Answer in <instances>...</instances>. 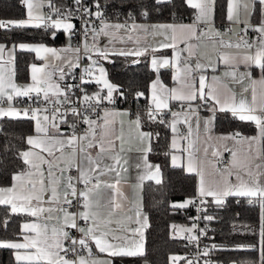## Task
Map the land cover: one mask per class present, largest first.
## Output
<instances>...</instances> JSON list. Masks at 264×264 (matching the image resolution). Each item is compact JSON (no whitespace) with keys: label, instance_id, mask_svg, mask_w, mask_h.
Returning a JSON list of instances; mask_svg holds the SVG:
<instances>
[{"label":"snow or ice","instance_id":"6c2138e0","mask_svg":"<svg viewBox=\"0 0 264 264\" xmlns=\"http://www.w3.org/2000/svg\"><path fill=\"white\" fill-rule=\"evenodd\" d=\"M20 2L25 8L24 18H0V30L12 32L17 29H41L53 39L59 30L67 35L68 43L60 49L44 43L15 42L11 47L0 43V62L4 61L7 50L10 54L7 63L11 64V54L18 49L35 53L43 62L39 67L35 63L31 65L32 83L19 86L13 82L11 73L5 78L4 63H0V118L32 120L35 131L34 136L25 138L26 147L15 153L19 162L18 170L11 174L9 186H0V205L5 206V215L0 217V229L7 231L13 215H26L28 219L21 222L14 238H0V249L13 250L15 264H114V258L143 256L142 229L148 226L147 218L139 207L126 211L121 199H118L123 198V193L117 186L120 183V169L117 165L121 164L117 153L123 152L124 148L122 135L116 136L121 141L119 146L110 135L115 117H129L128 126L136 132L139 151L143 153L136 164L138 169L144 170V174L138 176L141 185L145 179L154 181L157 185L162 183L160 166L150 163L147 156L152 151L153 136L158 138L159 133L143 131L144 124H166L181 139H188L189 149H193V141L189 139L193 126L199 129L203 123L207 133L208 125L215 120L217 111L230 112L241 121L254 122L260 129L261 137H264V105L260 106L257 113L243 94H240L239 99L233 94L222 102L212 91L206 93L205 77L200 75L197 82L192 75L188 62L192 55L188 50L191 45L187 49H177L175 43L179 31L197 42L208 40L222 49H236L237 54L225 52L218 56L220 63L232 68L225 75H231L243 87L245 80L254 82L251 72L258 69L261 73L260 82L264 83V0H250V4L246 2L243 5V21L238 14H234L233 2L228 0L227 21L233 24L242 22L244 27L239 32L229 28L226 33L215 27V0H183L188 8L194 10V16L192 23L179 25L138 23L132 13L123 22H110L101 0H72L71 7L64 4L57 6L53 0H48L47 5L38 3L37 0ZM155 4L166 6L172 4V0H155ZM256 5L260 6V19L253 24ZM44 7H47V12L42 10ZM139 15L147 19L150 13L147 8L142 7ZM73 20L81 21L79 28ZM249 31L255 34L254 37H249ZM116 33H121L120 39H132L129 35L132 33L136 36L137 45H141V40H144L143 46L132 51L111 53L98 46V37L115 38ZM225 35H229L228 40L224 39ZM231 35H235L237 39L233 41ZM76 36H80V41L73 44ZM156 36L163 37L158 48L147 39ZM167 48L174 50L175 63H183V83L179 90L166 88L157 76L151 82L149 95L145 91L132 93L134 101L150 99L143 115L139 111L117 112L105 107L115 105L118 100L127 101L128 97L125 90L107 79L102 60L108 59L110 55L140 57L150 49L156 52ZM186 51L187 56L181 62V55ZM82 59L90 63L83 64L80 74L76 70L81 68ZM173 62L163 56L152 55L150 58L152 69L157 73ZM241 64L245 66L244 72L239 71ZM207 67L215 71V66L211 63ZM195 68L204 69L205 66L196 63ZM77 80L79 83L75 82ZM92 83L101 87L96 92L89 93L87 86ZM17 98H27L31 104L26 108H17L14 101L23 103V100ZM170 100L179 102L180 111L170 109ZM202 108L211 115L201 117L199 111ZM164 109H168L173 117L170 123L162 112ZM190 116L195 119L191 120ZM179 123L188 126L187 135L178 132ZM62 124L70 129L67 135L61 131ZM80 125L85 127L80 128ZM123 125L124 121L121 120V129ZM238 137L248 140L249 144L256 140V137H240L239 133L221 136L219 139L237 140ZM171 147L177 148L176 138H173ZM92 148L98 149L95 157L89 152ZM77 149L81 154L79 163L71 159L76 157ZM224 150L230 151L234 159L230 166L216 169L221 178L213 182L206 181L204 171L194 163V152H188L187 172L196 173L199 177L198 186L191 197L181 202H172L169 207L172 210L196 208L198 215L189 217L193 221L191 227H181L179 232L188 234L182 238L193 243L197 253L194 259L171 256L172 264H177L181 259L185 260V264H200L201 259L203 264H215L210 258L211 254L228 250H256L259 252V259L252 264H264V159L252 164L237 165L236 151L227 145ZM204 151L207 157V147ZM220 155L219 150L212 152L213 157ZM178 160L181 157L172 155L171 166L185 167L183 162L178 164ZM123 163L126 164L127 161L124 160ZM73 171L75 175L72 174ZM111 173L117 177L115 183L109 180ZM224 174H227V178H224ZM102 187L107 190L103 196L100 195ZM230 197L246 198L249 205L260 209L258 231L247 225L241 229L233 226L234 233L258 236V243L236 244L231 247L213 243L201 248L200 239L207 237L208 224L216 219L210 209L214 211L226 207ZM236 202L240 203V200L237 199ZM201 222L205 224L203 228L199 227ZM171 227L175 233L177 226L173 224ZM94 248L99 253H106L108 259L96 257ZM231 264H237V261H232Z\"/></svg>","mask_w":264,"mask_h":264},{"label":"trees","instance_id":"16d2710c","mask_svg":"<svg viewBox=\"0 0 264 264\" xmlns=\"http://www.w3.org/2000/svg\"><path fill=\"white\" fill-rule=\"evenodd\" d=\"M48 1V0H47ZM228 0H215V21L224 22ZM104 8L111 13L113 20L126 18L129 13L136 16V20L150 22L168 20H189L194 13L188 8L183 0H172V4L160 6L155 0H101ZM57 6L66 5L67 0H53ZM147 8L150 15L147 19L141 17V8ZM258 12V5H256ZM25 8L20 0H0V18L19 19L24 18ZM119 18V19H117ZM0 40L10 44L15 42H38L59 45L63 43V33L57 30L56 38L53 39L41 29L14 30L6 32L0 30ZM138 60V63L133 61ZM36 58L27 52L18 51L15 55V78L24 80L28 77V66ZM108 78L111 83L125 90L127 101L118 100L117 107L127 108L131 113L140 112L143 115L146 104L145 98L134 101L132 93L145 91L148 95L150 82L155 77V72L149 66L147 57L133 58L131 56L112 55L103 61ZM162 78L170 83L169 73L161 72ZM169 113L165 114L166 121ZM145 130L159 133L157 138L153 136L151 142L152 151L148 153L150 161L157 163L161 169L162 183L157 185L153 181H147L143 186V207L148 217V226L145 230L144 255L139 257L114 258L116 264H172L170 257L186 250V245L180 236L172 229V225H190L185 216L187 209L172 210L169 205L172 202L183 201L191 197L196 191V177L194 174L185 172L181 167H173L170 162V135L171 129L165 124H144ZM214 129L218 132H236L241 135L253 134L256 125L250 121H241L234 118L228 112L217 111L215 113ZM33 132V121L28 119L0 120V186L10 184L11 174L17 171L18 161L15 153L18 149L23 150L25 138ZM261 149L264 153V137L261 138ZM237 199L240 203H237ZM216 217L208 224V240L213 244L227 245L257 244L258 236L243 235L233 231L247 225L258 231L260 224V209L251 206L246 198H228L227 206L222 209L211 210ZM5 215V206L0 205V217ZM25 216L13 215L7 231L0 229V238L11 239L19 231V226ZM241 226V227H240ZM211 259L215 264H252L258 261L259 252L256 250H228L212 253ZM0 264H15L13 250L0 249ZM177 264H185L180 261Z\"/></svg>","mask_w":264,"mask_h":264},{"label":"crops","instance_id":"0c3cea01","mask_svg":"<svg viewBox=\"0 0 264 264\" xmlns=\"http://www.w3.org/2000/svg\"><path fill=\"white\" fill-rule=\"evenodd\" d=\"M41 1L46 2V4L48 3L47 0H41ZM232 2H233L234 14H238L240 17V20L243 21L245 18L243 5L246 2H248L250 4V0H232ZM227 6H228V1H227ZM45 8L46 7H44L42 9L44 12H46ZM226 14H227V10H226ZM259 19H260V6L258 5V12H257V14L253 15L252 23L253 24L258 23ZM136 21L138 23H144V24H149V25L159 24V23H169V24H176V25L192 23L189 20H168V21L166 20V21H158V22H150L147 20H136ZM110 22H122V21L113 20ZM224 22H229V21H227L226 16H225ZM216 24L217 23L215 21V27L217 29H219L225 33L227 32L226 30L219 28ZM236 24H243V23L241 22V23H236ZM234 29L236 31L237 26L234 27ZM120 35H121V33H116L115 38L112 36L98 37L97 44L99 47L105 48L110 53L113 51H132V50H135L137 47L143 46L144 40L143 39L141 40V45H137L135 43L136 36L132 33H129V35L132 36V39H127V37H125L124 39H120L119 38ZM176 35H177V38H176L175 43H176L177 49H187L188 45L189 44L191 45V48L188 50H190L192 52V55H191V57H189L188 62L192 68V75L195 77L197 82L199 80L200 75H203L205 77V92L206 93L209 91H212L214 93V95L218 96L221 99L222 102L229 99L233 94H235L237 96V99H239L240 94H243V96L249 102V104L253 105V107L256 109V112L259 113L260 106L264 102V83L260 82L261 73L258 69H253L251 72V78H252V81H254V82H250L249 80H245L243 82V87H242L241 84L235 82L234 77H232L231 75H225L226 72L232 71V68L230 66H226L223 63H220L218 61V56L223 55L225 52L230 53V54H237L236 49H222L219 47V45L215 44L214 42L208 41V40H203V41L197 42L195 39H189L186 34H182L179 31L177 32ZM147 39L149 42H151L153 44L154 47L158 48V43L160 40L163 39V37L156 36L155 38L148 37ZM224 39L228 40L229 35H225ZM231 39L233 41H235L237 39V37L235 35H231ZM0 43H5V42L0 40ZM29 43H38V42H29ZM67 43H68L67 37L65 36V34H63V43L62 44H59V45L46 44V43H44V44H46L49 47H55V48L60 49V48L65 47L67 45ZM72 43L76 44V41L74 40V38H73ZM11 44L12 43L7 44V45L9 47H11ZM18 51H21V50L18 49L16 52H18ZM16 52L11 54L13 57V62L11 64L7 63L8 59H9V55H10L7 50L4 53V61L0 62V63H4L5 78L7 79L9 73H11L13 82L16 83L18 86L30 84V83H32L31 65L33 63H35L39 67V66L43 65V62L40 61L36 57L35 53L27 52L29 54H32L36 58V61H33L29 64L27 79L17 80L15 78V55H16ZM22 52H26V51H22ZM152 55H156L157 57H161V56L167 57V58L173 60L174 62L167 68H161L159 70V72L157 73L156 71H154L152 69V66L150 63V58ZM110 56H112V55H110ZM185 56H187V51L182 53L181 62H183ZM141 57H147L148 58L149 66L155 72V77L153 78L152 81L156 80L157 76H159V79L163 82V84L165 85L166 88L177 89V90H179L181 88V85L183 83V63H180V64L175 63V52L172 48L160 49L156 52H153L150 49L149 52L146 53L145 55L140 56V57H133V58H141ZM93 58H95V56ZM103 61L104 60L101 61V64L105 68L107 79L109 80L107 69H106ZM83 63H90V62L83 61ZM196 63H200V64L204 65L205 68L204 69H196L195 68ZM209 63H211L212 65L215 66V71H213L212 68L207 67L209 65ZM178 70H179V72H178ZM162 71H167L169 73L170 83L166 82L162 78V76H161ZM239 71L240 72L245 71V66L243 64L239 65ZM213 77H216V79H213ZM54 79H55V77H54ZM69 82H71V81H69ZM151 82H150V85H151ZM150 85H149V89H150ZM100 87H101L100 85H96L95 83H92V84L87 86V90L89 93H94ZM245 88L247 89L246 91L244 90ZM148 95H149V92H148ZM253 97H255V99H253ZM148 101H149L148 103L150 104V99ZM178 104H179V102H177L175 100L169 101V107L172 111H180ZM5 107H7V105H5ZM107 108L109 110H115L117 112L129 111V109L121 108V107L120 108H118V107H107ZM166 111H168V109L162 110V112H166ZM228 113H230V112H228ZM101 115H103L102 111H101ZM199 115L201 117H207V116L211 115V113H209L206 109L202 108L199 111ZM5 118H0V120L5 119ZM234 118L239 119L238 117H234ZM93 119H95V117H93ZM128 119H129V117H127V116H123V117L119 116V115L116 116L115 120L112 124V127L110 129V135L112 136V139L115 141L117 146L120 145L121 141L117 140L116 136L117 135L123 136L124 151L117 153L118 156L121 158V164L117 165V168L120 169V183L117 186L120 188L121 192L123 193V198L118 197V199H121V202H122L126 211L129 209H135L136 207H139L141 209L143 215L147 218V224H148L147 213L145 212L144 207H143V186H144V183L149 181V180L145 179L143 181L142 185H141L140 181L138 180V176L143 175L144 170L138 169L136 167V164L140 161V157L143 155V153H141L139 151L140 145L137 143L136 138H135L136 132L134 129L129 128ZM172 119H173V117L169 114L168 115L169 123L171 122ZM190 119L194 120L195 117L190 116ZM121 120L124 121V125H123L122 129L120 127V121ZM181 120H182V117H181ZM214 121L211 125H208L209 131L207 133L204 131L203 123L201 124V127L199 129H196L195 126H193L192 135H191V137H189V139H191L193 141V146H194L193 149H189L188 139H181L178 134L173 133L171 131L170 140H169L170 148H171L170 162H171V156L172 155H177L178 157H181V160H178L177 163L179 164V163L183 162L185 165V167H183V169L185 170V172H187L186 165H187V159H188V152L193 151L194 152V156H193L194 163L198 166V168H200L201 170L204 171L206 181L213 182V181L221 178L220 175L217 174V172H216V169H218V168H216L217 159L224 154H228L229 155V165L228 166L231 165V162L234 159L232 157L230 151L224 150L225 145H227V147L232 149L233 151H236L237 155L235 157V160H236L237 165L252 164L254 162H259L261 159H264V153L262 152V149H261V138L262 137L260 135V129L254 122L253 123L256 125L255 133L248 134V135H241L240 134V137H245V138L256 137V140L253 141L251 144H249L248 140L240 139L239 137L237 138V140H231V139L226 140V141L220 140L219 137L231 135L234 132H218V131H215ZM60 127H61V131L64 132L65 135H67L69 133V131L66 129V125L62 124ZM187 128H188V126L186 124H183V123L177 124V129H178L179 133H183L184 135H187ZM142 130L147 131L143 127H142ZM183 130H186V132H183ZM34 135H35V131H34V121H33V132L28 136H34ZM99 138H100V132L98 129L97 130V139H99ZM173 138H176V140H177V148L176 149H173L171 147V142H172ZM205 147H207V157H205V151H204ZM196 149H198V151H196ZM214 150H219L221 155L218 157H213L212 152ZM97 151H98L97 148L89 149V152L91 153V155L93 157L96 156ZM66 152H67V150H66ZM80 156H81V154L79 152V149H77L76 157L71 158V159H73L75 163H79ZM147 156H148V153H147ZM124 160L127 161L126 164L123 163ZM148 160H149V158H148ZM149 162L152 163L153 165H158L157 163H154L150 160H149ZM228 166H226V167H228ZM125 168L127 169V171H123V169H125ZM223 168H225V167H223ZM223 168H220V169H223ZM187 173H189V172H187ZM190 174L195 175V177H196V188H197L198 182H199V177L196 175V173H190ZM224 178H227V174H224ZM116 179H117V177L115 176L114 173L109 174L110 182L115 183ZM232 179H234V177H232ZM7 186H9V185H7ZM106 191L107 190L103 189V187H102L100 195L103 196V194ZM112 195H115V193H112ZM24 216H25V218L23 220L28 219V217L26 215H24ZM145 230H146V228L142 229V231L144 233V243H145ZM93 252L95 253L96 257H98L101 260L108 259V256L106 253H99L98 250L95 248L93 249ZM13 257H14V252H13ZM114 264H116V263L114 262ZM141 264H148V263L146 261H143Z\"/></svg>","mask_w":264,"mask_h":264},{"label":"built area","instance_id":"2783aa9c","mask_svg":"<svg viewBox=\"0 0 264 264\" xmlns=\"http://www.w3.org/2000/svg\"><path fill=\"white\" fill-rule=\"evenodd\" d=\"M66 5H67L68 7H71V5H72V0H67ZM104 10H105V15H106V17H108L109 21H113V16H112V14H111V13H108V12L106 11L105 8H104ZM45 11H46V12L48 11L47 7L45 8ZM193 16H194V13L190 16L189 21L192 22V20H193ZM124 20H125V18L122 17L119 21H122V22H123ZM72 22L76 25L77 28L80 27V24H81V21H80V20H73ZM129 22H131V21H129ZM216 25H217L219 28L224 29V30H226V31H227L229 28L234 29V27L237 26V30H236V32H239L240 29L244 27L243 24H233V23H230V22H223V23H222V22H219V23H217ZM248 35H249V37H254L255 34L252 33L251 31H249ZM74 40L76 41V43H78V42L80 41V36H76V37H74ZM83 64H84V63H83V60H82V66H81L80 69H77V70H76L77 73L82 74V71H83ZM71 82H72V81H71ZM75 82H76V83H79L78 80L75 81ZM78 95H79V94H78ZM17 99H19V100H23V103H17V102L14 101V104H15V106H16L17 108H26V107L29 106V104H31V101H29L27 98H17ZM5 105H7V104H5ZM5 105H4V106H5ZM261 105H264V102H263ZM33 106H35V105H33ZM105 107H117V106H116V105H105ZM118 108H119V107H118ZM167 112H168V111L163 112V114L165 115ZM70 119H71V118H70ZM79 127H80V128H83V127H85V126H84V125H80ZM66 129L70 132V129L68 128L67 125H66ZM78 130H79V129H78ZM183 132H186V130H183ZM228 165H229V155H228V154H224V155L220 156V157L217 159L216 168L220 169V168L226 167V166H228ZM72 174L75 175V174H76L75 171H73ZM197 215H198V213H197V211H196V208H194V207H189V208L185 211L186 219H187V221L190 222V225H192L193 221L190 220L189 217H196ZM204 226H205V224H204L203 222L199 223V227L203 228ZM186 235H188V234H187V233H184L182 236H180L181 241H182V242L186 245V247H187L186 250L183 251V252H181V253L175 254V256L186 257L187 259H194V258L196 257L197 248H196V246H195L193 243H191V242L187 241L186 239H183V238H182V237H184V236H186ZM211 244H212V243L208 240V236H207V237H202V238L200 239V247H201V248H203L204 245H211ZM173 256H174V255H173ZM211 257H212V254H211ZM211 257H210V258H211ZM180 261H184V262H185V260L181 259V260L177 261V263L180 262ZM200 264H203V259H201Z\"/></svg>","mask_w":264,"mask_h":264},{"label":"rangeland","instance_id":"374dc122","mask_svg":"<svg viewBox=\"0 0 264 264\" xmlns=\"http://www.w3.org/2000/svg\"><path fill=\"white\" fill-rule=\"evenodd\" d=\"M37 2L39 3V2H42L41 0H37ZM42 3H44L45 5H47L46 4V2H42ZM65 36L67 37V35L65 34ZM179 202H181V201H179ZM181 227H191V225H179L178 227H177V231H176V235L177 236H182L184 233H181V232H179V228H181ZM241 227V226H240Z\"/></svg>","mask_w":264,"mask_h":264}]
</instances>
